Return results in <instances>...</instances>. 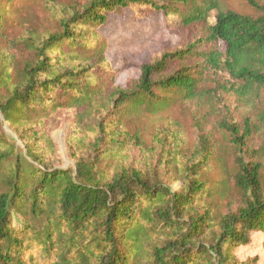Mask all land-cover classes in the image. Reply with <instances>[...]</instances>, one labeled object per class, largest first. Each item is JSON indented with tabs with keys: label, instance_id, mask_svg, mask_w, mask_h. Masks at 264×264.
<instances>
[{
	"label": "trees",
	"instance_id": "16d2710c",
	"mask_svg": "<svg viewBox=\"0 0 264 264\" xmlns=\"http://www.w3.org/2000/svg\"><path fill=\"white\" fill-rule=\"evenodd\" d=\"M246 1L255 15L222 10L218 0H85L67 7L59 30L24 39L23 59L2 55L0 264H261L235 254L264 235V4ZM21 6L0 0V41L22 19ZM127 8L160 12L171 29L199 37L156 55L120 88L97 28ZM213 71L232 82L206 87ZM179 105H191L195 141L154 135L155 162L130 167L129 149L146 143L142 129H127L126 115L153 117ZM67 109L94 110L98 123L92 142L68 139L74 165L60 169L47 156L56 145L46 125ZM79 146L88 153L79 155Z\"/></svg>",
	"mask_w": 264,
	"mask_h": 264
},
{
	"label": "rangeland",
	"instance_id": "374dc122",
	"mask_svg": "<svg viewBox=\"0 0 264 264\" xmlns=\"http://www.w3.org/2000/svg\"><path fill=\"white\" fill-rule=\"evenodd\" d=\"M17 1L22 3L21 7H24L22 19L14 22V26L9 32V40L0 41V58L3 54L10 52L16 56L17 60L21 57L23 59V56L27 54V51L24 50L25 47L22 46L24 39L31 34L32 36L39 34L45 36L59 30V19L65 14L67 7L75 6V3L76 5L84 3L85 0H55V3L49 0ZM258 1L264 4V0ZM218 3L220 8L225 11L255 15L254 10L246 0H218ZM13 11H16V8ZM216 14L217 12H214L213 17ZM14 18L13 15L12 19ZM97 32L107 43L106 61L109 67L116 72L115 85L120 88H126L130 80H137L141 74L140 66L151 62L156 55L163 51L182 49L199 37V34H196L198 32L191 28L171 29L166 24L165 16L160 12H136L130 8L110 14L108 22L97 28ZM231 82L232 79L226 72L213 71L207 77L205 86L219 89L220 87H228ZM261 95L264 102V92ZM222 96L232 107L235 117L240 118V111L235 109L234 100L228 93H222ZM190 108L191 105H179L168 113L153 117L143 116L131 121V116L126 115L127 129L131 131L142 129L146 143L143 149L138 147L129 149L128 165L139 170L149 169L159 154V151L154 150L156 146L154 135L179 132L178 135L186 143L194 142L196 133L191 120ZM93 111L87 113L86 109H67L55 116L56 118L51 124L46 125L50 129L47 134L56 145L55 148H46L47 156L53 161L54 167L64 169L74 165L70 153L69 138L75 142L77 140L86 143L95 140L98 114H94ZM243 111L241 107V115ZM4 126L5 132L14 136L19 150L24 152L23 142L16 138L7 123ZM218 138L223 144L221 159L227 161L231 166L230 153L226 148V143L223 142V136L219 135ZM79 147V155L88 153L86 146ZM216 170L218 174L213 172L212 178L218 181L221 171L218 166H216ZM2 172L3 168H0V181ZM170 186L177 190L181 184L178 181H172ZM0 192H2L1 187ZM226 203L227 201H224V204ZM21 220L23 219L21 218ZM25 254L28 257L32 253L25 252ZM235 254L240 261L258 257L259 262L264 264V235L255 234L252 243L247 247L238 248Z\"/></svg>",
	"mask_w": 264,
	"mask_h": 264
}]
</instances>
